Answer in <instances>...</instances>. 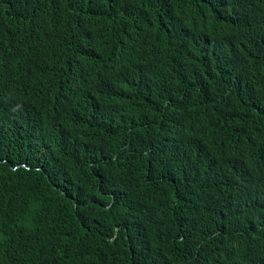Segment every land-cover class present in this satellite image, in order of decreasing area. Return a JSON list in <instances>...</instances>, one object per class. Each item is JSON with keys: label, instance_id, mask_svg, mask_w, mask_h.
<instances>
[{"label": "trees", "instance_id": "16d2710c", "mask_svg": "<svg viewBox=\"0 0 264 264\" xmlns=\"http://www.w3.org/2000/svg\"><path fill=\"white\" fill-rule=\"evenodd\" d=\"M0 264H264V0H0Z\"/></svg>", "mask_w": 264, "mask_h": 264}]
</instances>
